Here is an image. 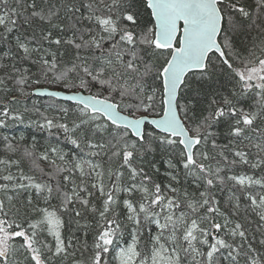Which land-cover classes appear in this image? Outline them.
Masks as SVG:
<instances>
[{"label":"snow or ice","instance_id":"1","mask_svg":"<svg viewBox=\"0 0 264 264\" xmlns=\"http://www.w3.org/2000/svg\"><path fill=\"white\" fill-rule=\"evenodd\" d=\"M0 264H264V0H0Z\"/></svg>","mask_w":264,"mask_h":264},{"label":"trees","instance_id":"2","mask_svg":"<svg viewBox=\"0 0 264 264\" xmlns=\"http://www.w3.org/2000/svg\"><path fill=\"white\" fill-rule=\"evenodd\" d=\"M41 86L50 87V88H53L55 86L57 87V85H55V84H41L39 86H33V87H41ZM60 87L61 86H59V88ZM31 99L38 100L41 105H47L48 103L53 102V100L55 101V103L62 104L64 106H68L69 104H74L75 103V102H68V101H65V100H61V99H58V98H50L48 96L32 97ZM7 134L15 135L17 137H19L21 134H23L27 138L29 143L31 142V136L35 135L36 139H37V142H38V147L43 146L44 143H45V141H44V139L42 137H44L46 134L38 133V132L35 131V129L27 130V129L24 128V126H19L18 128H15V129H10V130L7 131Z\"/></svg>","mask_w":264,"mask_h":264},{"label":"water","instance_id":"3","mask_svg":"<svg viewBox=\"0 0 264 264\" xmlns=\"http://www.w3.org/2000/svg\"><path fill=\"white\" fill-rule=\"evenodd\" d=\"M40 88H43V89H45L47 91H51V90H63V89H59V88H50V87H40ZM66 94H68V93L66 92ZM58 99L64 100L63 98H58Z\"/></svg>","mask_w":264,"mask_h":264},{"label":"bare ground","instance_id":"4","mask_svg":"<svg viewBox=\"0 0 264 264\" xmlns=\"http://www.w3.org/2000/svg\"><path fill=\"white\" fill-rule=\"evenodd\" d=\"M41 87H45V86H41ZM53 88H58V87L55 86V87H53ZM59 89H61V88H59ZM61 100H62V99H61Z\"/></svg>","mask_w":264,"mask_h":264},{"label":"rangeland","instance_id":"5","mask_svg":"<svg viewBox=\"0 0 264 264\" xmlns=\"http://www.w3.org/2000/svg\"><path fill=\"white\" fill-rule=\"evenodd\" d=\"M57 87L59 88V85H57ZM61 88V87H60Z\"/></svg>","mask_w":264,"mask_h":264}]
</instances>
